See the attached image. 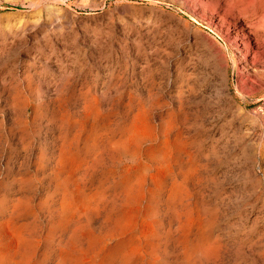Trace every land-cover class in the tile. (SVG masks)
<instances>
[{"label": "rangeland", "instance_id": "rangeland-1", "mask_svg": "<svg viewBox=\"0 0 264 264\" xmlns=\"http://www.w3.org/2000/svg\"><path fill=\"white\" fill-rule=\"evenodd\" d=\"M238 17L216 0H0L9 247L21 226L28 264H264V25ZM63 148L83 161L57 168Z\"/></svg>", "mask_w": 264, "mask_h": 264}, {"label": "bare ground", "instance_id": "bare-ground-1", "mask_svg": "<svg viewBox=\"0 0 264 264\" xmlns=\"http://www.w3.org/2000/svg\"><path fill=\"white\" fill-rule=\"evenodd\" d=\"M221 3L224 4V7L226 9V14H232V15L239 16L237 19V20H239V19L241 20L240 26L238 25L239 29L241 31H244L247 29L249 30L246 35L252 36L257 32L256 27H258V26H254V29H252L253 23L250 22L251 17L258 19V22L262 23V25H264V0H216V4H221ZM241 15H242V17L243 16H245V17H243V19H242ZM249 44H250V42L248 41L247 42L248 47H247L246 53H250V48H249L250 45ZM256 44L259 45L258 41H256ZM223 56H224L225 60L227 61L228 56H226L224 52H223ZM231 57H232V55H231ZM226 72H227V69H226ZM227 76L229 77L228 72H227ZM74 137L76 138L75 135H74ZM136 139L137 138L135 137V140ZM125 145H126V142L124 143L123 141L117 140L116 142H114L112 144V147L114 150H120V149L124 150L126 147ZM62 150L58 154L59 160L57 163V168L58 167L60 168L62 159L70 160L71 164L73 163L74 166H76L77 164H80V162L83 161L80 159L81 156L79 154L77 155V154L72 153V150L70 148L64 149L63 152H62ZM131 190H132L131 187L127 188V193L129 195L132 194ZM77 191H78V189H77ZM12 216H13V214H11L10 219L8 217V223H9V220L10 221L12 220V218H11ZM127 216L126 217L122 216L121 218H119L122 223L121 222L117 223L118 224V229H117L118 231H122V229H123L122 227L124 224L123 220H126ZM7 228H9V226ZM17 229L18 230L15 229L13 231L14 232L13 236H14L15 240L12 243V246H10V247H9V240H8L9 231H7L6 234H4V235H3L4 231L0 232V264H28L29 263V255H28V251H26L27 250V240L24 238V236L22 234L23 233L22 227L20 226Z\"/></svg>", "mask_w": 264, "mask_h": 264}]
</instances>
